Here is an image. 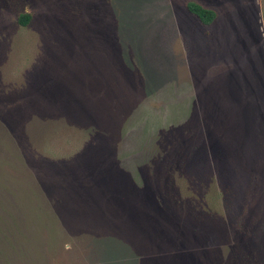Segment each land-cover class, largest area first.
<instances>
[{
  "label": "rangeland",
  "instance_id": "obj_1",
  "mask_svg": "<svg viewBox=\"0 0 264 264\" xmlns=\"http://www.w3.org/2000/svg\"><path fill=\"white\" fill-rule=\"evenodd\" d=\"M188 1L0 0V264H264V0Z\"/></svg>",
  "mask_w": 264,
  "mask_h": 264
},
{
  "label": "trees",
  "instance_id": "obj_2",
  "mask_svg": "<svg viewBox=\"0 0 264 264\" xmlns=\"http://www.w3.org/2000/svg\"><path fill=\"white\" fill-rule=\"evenodd\" d=\"M186 7L190 13L198 17L201 20V22H203L206 25L213 23L217 17L216 10L206 7L203 4L194 0L188 1L186 3ZM30 19H31V15L27 13V14H23L20 17L19 21L23 25H27Z\"/></svg>",
  "mask_w": 264,
  "mask_h": 264
},
{
  "label": "crops",
  "instance_id": "obj_3",
  "mask_svg": "<svg viewBox=\"0 0 264 264\" xmlns=\"http://www.w3.org/2000/svg\"><path fill=\"white\" fill-rule=\"evenodd\" d=\"M238 105V104H237ZM241 116H242V113H241ZM243 117V116H242ZM204 125L208 126L207 124L204 123ZM239 128V126H237ZM234 130H237L236 126L233 128ZM229 131V130H227Z\"/></svg>",
  "mask_w": 264,
  "mask_h": 264
}]
</instances>
